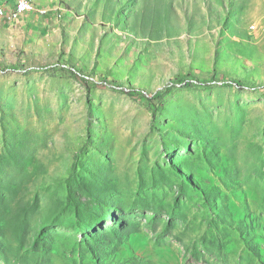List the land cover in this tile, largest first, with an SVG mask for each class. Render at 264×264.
I'll return each instance as SVG.
<instances>
[{
    "label": "rangeland",
    "instance_id": "obj_1",
    "mask_svg": "<svg viewBox=\"0 0 264 264\" xmlns=\"http://www.w3.org/2000/svg\"><path fill=\"white\" fill-rule=\"evenodd\" d=\"M36 3L0 20V264H264V0Z\"/></svg>",
    "mask_w": 264,
    "mask_h": 264
},
{
    "label": "bare ground",
    "instance_id": "obj_2",
    "mask_svg": "<svg viewBox=\"0 0 264 264\" xmlns=\"http://www.w3.org/2000/svg\"><path fill=\"white\" fill-rule=\"evenodd\" d=\"M48 12L49 10L47 8L36 6L32 0H13L12 5L9 7L0 6V16H3L0 20L7 19L8 21L15 22L21 20L28 14L44 16Z\"/></svg>",
    "mask_w": 264,
    "mask_h": 264
},
{
    "label": "trees",
    "instance_id": "obj_3",
    "mask_svg": "<svg viewBox=\"0 0 264 264\" xmlns=\"http://www.w3.org/2000/svg\"><path fill=\"white\" fill-rule=\"evenodd\" d=\"M21 20H23V18L21 19ZM20 21V20H19ZM188 78L190 77V76H187ZM105 81L106 82H109V83H111L110 82V80H108V79H106L105 78ZM183 81H185V80H181V81H179L180 83H182ZM234 83V85L236 86V87H241L242 86V84L240 83V82H238V81H235V82H233ZM168 91V89L166 88V89H163L162 91H159L157 94H155V96H153L151 99L150 98H146L147 99V101H149V102H152L153 100H155V99H158L159 97H161L164 93H166ZM129 93V96L132 98V99H139V97H138V94L136 93V92H134V91H130V92H128ZM143 97V96H142ZM154 111H155V109H154Z\"/></svg>",
    "mask_w": 264,
    "mask_h": 264
},
{
    "label": "crops",
    "instance_id": "obj_4",
    "mask_svg": "<svg viewBox=\"0 0 264 264\" xmlns=\"http://www.w3.org/2000/svg\"><path fill=\"white\" fill-rule=\"evenodd\" d=\"M12 1L13 0H0V6H11L12 5ZM34 2H35V4L38 6V7H40V5L39 4H37L36 3V0H34ZM33 15H36V14H33ZM27 17H26V19H31L32 21H33V17H30V15L28 14V15H26Z\"/></svg>",
    "mask_w": 264,
    "mask_h": 264
},
{
    "label": "built area",
    "instance_id": "obj_5",
    "mask_svg": "<svg viewBox=\"0 0 264 264\" xmlns=\"http://www.w3.org/2000/svg\"><path fill=\"white\" fill-rule=\"evenodd\" d=\"M0 18H3V16H0Z\"/></svg>",
    "mask_w": 264,
    "mask_h": 264
}]
</instances>
